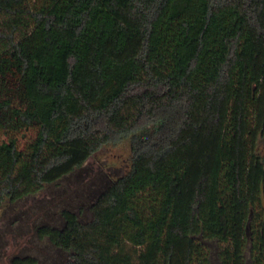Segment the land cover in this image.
I'll return each mask as SVG.
<instances>
[{
    "label": "trees",
    "instance_id": "1",
    "mask_svg": "<svg viewBox=\"0 0 264 264\" xmlns=\"http://www.w3.org/2000/svg\"><path fill=\"white\" fill-rule=\"evenodd\" d=\"M131 133L62 264H264V0H0V207Z\"/></svg>",
    "mask_w": 264,
    "mask_h": 264
},
{
    "label": "rangeland",
    "instance_id": "2",
    "mask_svg": "<svg viewBox=\"0 0 264 264\" xmlns=\"http://www.w3.org/2000/svg\"><path fill=\"white\" fill-rule=\"evenodd\" d=\"M133 136H119L104 144L81 167L35 194L16 201L5 199L0 207V264H9L15 255L33 256L37 264L67 261L69 253L48 238L39 237L37 227L61 226L63 209L76 212L83 221L89 220L95 195L130 169Z\"/></svg>",
    "mask_w": 264,
    "mask_h": 264
}]
</instances>
